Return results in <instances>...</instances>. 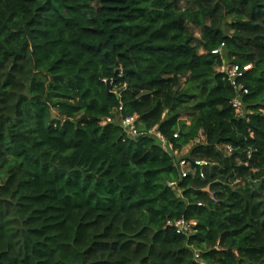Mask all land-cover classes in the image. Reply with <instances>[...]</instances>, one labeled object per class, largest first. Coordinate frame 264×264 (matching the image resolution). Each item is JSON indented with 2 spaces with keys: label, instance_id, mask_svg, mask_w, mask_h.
<instances>
[{
  "label": "trees",
  "instance_id": "1",
  "mask_svg": "<svg viewBox=\"0 0 264 264\" xmlns=\"http://www.w3.org/2000/svg\"><path fill=\"white\" fill-rule=\"evenodd\" d=\"M0 264H264V0H0Z\"/></svg>",
  "mask_w": 264,
  "mask_h": 264
},
{
  "label": "built area",
  "instance_id": "2",
  "mask_svg": "<svg viewBox=\"0 0 264 264\" xmlns=\"http://www.w3.org/2000/svg\"><path fill=\"white\" fill-rule=\"evenodd\" d=\"M224 49L225 45L223 44L221 47L213 51V54L220 55L222 58L224 57ZM250 69V66L244 67L242 69L238 65H233L229 61L225 60V63L219 67L218 71L219 73L224 74L229 81L233 83V86L235 87L236 91L238 92L237 97L233 101L234 108L242 115L243 117H246L245 115V104L243 102V98L245 94H248V89H246L242 84H237V80L243 76V73ZM106 122L112 123L116 122L118 125H120L124 131L126 132L127 136L130 138H136L140 135L139 133V119L137 115L131 116V117H125L120 119H108ZM150 135H153L157 143L164 149H166L172 156L176 157L179 155V153H182V151H177L173 148V145L171 142H169L165 136L157 129V127L153 128L150 133ZM175 137H179V135H175ZM194 145L199 144L200 140L196 139L193 141ZM227 151L230 153L232 152V148L230 146H227ZM183 150V149H182ZM196 165H205L207 162L205 161H195ZM181 178H186L188 175L194 173L193 165L192 163L186 158H182L177 163ZM171 187L175 188V184L170 183ZM196 223L195 221H189L187 219H180L174 223V227L178 234L181 235H187L189 236L195 227ZM200 255L196 254V259H199Z\"/></svg>",
  "mask_w": 264,
  "mask_h": 264
},
{
  "label": "rangeland",
  "instance_id": "3",
  "mask_svg": "<svg viewBox=\"0 0 264 264\" xmlns=\"http://www.w3.org/2000/svg\"><path fill=\"white\" fill-rule=\"evenodd\" d=\"M198 139L200 140V142H202V141H204L205 138H204V136H201ZM189 144H190V147L188 146ZM189 144L186 145V147L184 148V150L182 151V153H179V155L175 157L177 163H178V161L180 159L186 158V157H188L190 155V152H191L192 148L194 147V143L191 142Z\"/></svg>",
  "mask_w": 264,
  "mask_h": 264
},
{
  "label": "crops",
  "instance_id": "4",
  "mask_svg": "<svg viewBox=\"0 0 264 264\" xmlns=\"http://www.w3.org/2000/svg\"><path fill=\"white\" fill-rule=\"evenodd\" d=\"M188 146L190 147V144H189ZM185 147H186V146H185ZM185 147H184V148H185ZM184 148H183V150H184ZM183 150H182V151H183Z\"/></svg>",
  "mask_w": 264,
  "mask_h": 264
},
{
  "label": "water",
  "instance_id": "5",
  "mask_svg": "<svg viewBox=\"0 0 264 264\" xmlns=\"http://www.w3.org/2000/svg\"><path fill=\"white\" fill-rule=\"evenodd\" d=\"M109 89H110V86H109Z\"/></svg>",
  "mask_w": 264,
  "mask_h": 264
}]
</instances>
